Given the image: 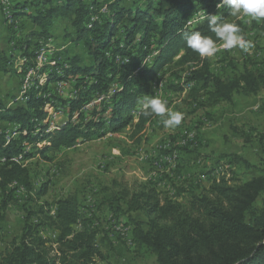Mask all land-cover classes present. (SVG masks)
I'll return each mask as SVG.
<instances>
[{"label": "trees", "instance_id": "1", "mask_svg": "<svg viewBox=\"0 0 264 264\" xmlns=\"http://www.w3.org/2000/svg\"><path fill=\"white\" fill-rule=\"evenodd\" d=\"M217 3L219 0H137L126 5L124 0H114L106 11L95 0L15 2L11 6L13 17H29L40 31L30 35L37 43L30 44L29 38L23 65H17L0 47V73L18 76L30 69L43 74L49 69L48 65L40 67L37 52L48 50L59 20L67 21L72 29L65 39L81 45L84 54L66 53V63L54 62V70L46 76V83L76 81L74 98L60 100L41 85L40 91L34 89L27 94L26 104L14 108L0 98L1 123L15 125L17 137L26 142L23 147L17 138L8 142L11 132L0 130V155L10 157L0 166V190L5 191L12 183L30 187L29 170L21 162L12 161L29 156L28 144L37 148L47 142L38 150L45 156L75 148L94 137L122 132L133 121L130 114L139 100L151 94L166 68H188L187 86L192 89L201 84L208 101L230 102L239 91L257 95L264 90V71L244 69L222 78L213 73L209 57H201L187 47L185 33L199 31L216 39L208 27V15L217 14L224 22L233 18L229 9H218ZM27 8L29 12H25ZM194 13L196 17L188 21ZM236 24L247 40L242 23ZM252 26L264 32V22L254 21ZM221 43L217 41V45ZM102 94L107 96L102 110L93 109L91 120H78L79 114L76 118L74 113L87 97ZM51 105L57 110L66 106L69 112L66 122L49 131L45 122L53 114ZM156 118H146L140 112L133 127L137 133L143 132ZM233 159L247 169L254 167L243 157ZM182 193H186V200L174 201L152 182H145L132 194L124 192L110 200L115 212H122L120 204L127 206L125 214L132 226L136 255L148 252L155 257L154 264H264V158L259 176L246 183L232 184L222 178L208 188ZM132 213L142 215L144 220L130 217ZM37 217L39 225L55 232V240L41 236L37 226L27 221L0 264H111L99 245L98 230L82 216L76 196L59 200L55 217L43 208Z\"/></svg>", "mask_w": 264, "mask_h": 264}, {"label": "rangeland", "instance_id": "2", "mask_svg": "<svg viewBox=\"0 0 264 264\" xmlns=\"http://www.w3.org/2000/svg\"><path fill=\"white\" fill-rule=\"evenodd\" d=\"M95 1L102 9L114 0ZM136 3L137 0H124L126 5ZM13 4V0H0V46L16 60L17 65H23L24 49L28 48L29 38L30 44L37 43V39L30 37L36 32L33 29L36 27H27L29 23H25L27 21L23 17L14 18ZM196 15L194 13L188 21ZM227 22H241L247 41H251L254 47L244 52L239 48L226 50L220 47L221 44L217 45L219 50L209 57L215 75L226 78L244 69L264 71V32L253 29L254 20L245 16L233 17ZM67 27L65 24L60 26L56 35L69 33ZM75 45L77 54L84 53L78 47L81 45ZM48 46V50L42 52L47 55L40 61V67L48 65L49 69L43 74L32 72L31 86L22 94L21 90L28 83V76H24L22 69L18 76L0 73V98L7 107L26 104L27 94L33 93L34 89L40 91V85L60 100L75 97L78 89L73 79L60 84L45 82L47 74L54 70L52 64L56 62L64 65L65 52L70 54L66 51L67 45L59 46L50 41ZM30 49L29 52H32L34 46ZM189 73L188 68L169 69L161 85H158L160 77L157 83L155 81L148 96H158L166 102L169 110L182 113L183 120L179 126L166 128L162 118L157 117L146 130L137 133L133 124L138 122V106L130 114L133 121L122 132L94 137L75 148L41 156L38 150L46 146L47 142L38 144L37 148L27 143L29 156L25 157L22 165L29 170L30 187L12 183L5 191L0 190V258L22 234L27 221L37 226L41 236L55 240L53 230L39 225V210L43 208L47 214L55 217L57 202L74 195L79 200L82 216L98 230L99 245L111 264H154L155 257L152 254H135L132 230L127 226V206L120 204L122 212H115L110 200L121 197L124 192L132 194L139 189V184L155 180L157 186L159 184L157 189L163 195L183 202L187 197L182 191L202 190L222 178L232 184H243L259 176L261 160L264 158V90L257 95L239 91L233 97L238 106L220 118L219 111L231 107L232 101L225 104L208 101L201 84L189 89ZM100 97H87V102L76 111L79 113L78 120H91L93 109L102 110L104 103L98 102ZM64 107V114L57 119L58 126L68 118L69 109ZM0 124L11 126L12 123L0 121ZM14 130L16 127L11 133ZM14 138H17L21 147L26 144L20 136ZM182 142L187 145L182 146ZM238 153L254 167L247 169L243 164L232 161ZM131 216L144 220L138 213H132ZM95 264L104 263L97 261Z\"/></svg>", "mask_w": 264, "mask_h": 264}, {"label": "clouds", "instance_id": "3", "mask_svg": "<svg viewBox=\"0 0 264 264\" xmlns=\"http://www.w3.org/2000/svg\"><path fill=\"white\" fill-rule=\"evenodd\" d=\"M229 9L231 17L245 16L256 22H264V0H219L217 8ZM208 27L214 34L203 35L199 31L191 34L185 33L184 39L188 48L198 53L201 57H211L219 49L217 41L222 42L220 47L226 50L239 48L249 52L254 45L240 34V28L235 23L221 21L217 14L207 16ZM139 111L144 117L157 116L162 118L166 128L179 126L183 120V114L167 108L166 102L157 97H143L138 102Z\"/></svg>", "mask_w": 264, "mask_h": 264}, {"label": "crops", "instance_id": "4", "mask_svg": "<svg viewBox=\"0 0 264 264\" xmlns=\"http://www.w3.org/2000/svg\"><path fill=\"white\" fill-rule=\"evenodd\" d=\"M28 1H30V0H13V2L15 3V2H28ZM29 12V9L28 10H26V12ZM19 19V18H18ZM23 20L24 21H27V22H25V23H29L28 25H27V27L28 26H30L31 25V29L35 26L36 28H33V29H35V33L34 34H36V33H38L40 30H39V28L36 26V25H34L32 22H31V20L29 19V17H23ZM65 24V26L67 25V26H69V27H67V30H69V31H71L72 32V29H71V27H70V25L68 24V22L67 21H63V20H59V21H57L56 23H55V26H54V29H53V33H52V35H53V39L51 40V42H53V43H56L57 45H59V46H61V45H67V46H65V47H67V49H66V51H68L69 53H70V56H73V55H75V54H77L78 52L76 51L77 49H76V45L74 44V43H72V42H69V41H67L65 38V35H63L62 33L60 34V35H56L58 32H57V30L59 29V27L60 26H62V25H64ZM64 29H66V27L64 28ZM36 39V38H35ZM61 44V45H60ZM1 47V46H0ZM80 49H81V51H84V49L81 47V46H78ZM78 48V49H79ZM5 52H6V50L4 49V48H2ZM65 54H66V52H65ZM84 53L83 52H81V55H83ZM78 55V54H77ZM80 55V54H79ZM65 63H66V61H65ZM169 69H172L173 70V68H166L164 71H163V73L161 74V76H160V80L158 81V85H161V80L163 79V76H167V74H168V72H169ZM214 73V72H213ZM2 74V73H1ZM215 74V73H214ZM232 75V74H231ZM221 77V76H220ZM156 83H157V81H156ZM235 101V99L233 98V100H232V102H231V107H229V108H225V109H222L221 111H219L220 112V118L222 117V116H225L226 115V113H227V111L228 110H232V109H234V108H236L237 106H238V103L237 102H234ZM222 103H224V102H222ZM225 104V103H224ZM234 105V106H233ZM7 124H9V123H7ZM12 125V124H11ZM225 125V124H224ZM231 124H229V126H230ZM238 155V157H242V155L240 154V153H238L237 154ZM245 159V158H244ZM150 182H152V181H150ZM153 184H155L156 186H157V181H155L154 180V182H152ZM158 186H159V184H158ZM157 186V187H158ZM159 189V188H158ZM134 218V217H133ZM128 223V222H127ZM127 226L132 230V226L131 225H128L127 224ZM126 230H128V229H126ZM133 235V234H132ZM110 263H112L111 261H109Z\"/></svg>", "mask_w": 264, "mask_h": 264}, {"label": "built area", "instance_id": "5", "mask_svg": "<svg viewBox=\"0 0 264 264\" xmlns=\"http://www.w3.org/2000/svg\"><path fill=\"white\" fill-rule=\"evenodd\" d=\"M102 9H106V11H107V7L102 8ZM37 54H38L39 61L42 60L43 57L47 55V53H41V49L37 52ZM25 71L26 72H24V76H28V87H29V86H31V80L33 78H30V69H26ZM59 86L61 87L62 85H59ZM23 91L24 90H21V94ZM106 99H107L106 94H104V95L102 94L101 97L99 98L98 102H105ZM51 108H53V122L52 123H58L57 119L59 118V116L64 114L65 109L64 110H56L55 107H52V105H51ZM82 111H84V110L82 109ZM74 114H79V113H74ZM75 122H77V121H75ZM13 128H15V125L10 126V125H6V124H0V130H2V132H4V133H6V131H13ZM48 128H50V126H48ZM79 144H81V143H79ZM79 144H77V145H79ZM181 145L185 146V142H182ZM9 158L10 157H7L6 155H0V159H9ZM23 160L25 161V157Z\"/></svg>", "mask_w": 264, "mask_h": 264}, {"label": "bare ground", "instance_id": "6", "mask_svg": "<svg viewBox=\"0 0 264 264\" xmlns=\"http://www.w3.org/2000/svg\"><path fill=\"white\" fill-rule=\"evenodd\" d=\"M31 73H32V71L30 72V74ZM187 87L190 89L191 86H187ZM27 89H28V83H25V85L23 87V90L26 91ZM58 110H62V109H58ZM77 116H78V114L76 115V118H77ZM52 122H53V114L50 116L49 120L45 122V124H48V126H50V128H48L49 131L54 130L58 126V123H52ZM10 132H12V131H10ZM7 133L9 134V131ZM9 135H8L9 136L8 137V142H10L17 135L16 130H14V132L9 134ZM185 145H186V143H185ZM28 151H29V148H28ZM174 155H176V154H174ZM174 158H176V157H174ZM12 161L13 162H21V163H23V161H24L23 160V156L21 155L20 157L15 158ZM6 163H7L6 159H0V166L5 165Z\"/></svg>", "mask_w": 264, "mask_h": 264}]
</instances>
